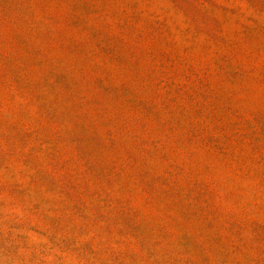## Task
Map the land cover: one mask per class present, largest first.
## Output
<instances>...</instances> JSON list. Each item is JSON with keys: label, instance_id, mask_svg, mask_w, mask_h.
Listing matches in <instances>:
<instances>
[{"label": "rangeland", "instance_id": "obj_1", "mask_svg": "<svg viewBox=\"0 0 264 264\" xmlns=\"http://www.w3.org/2000/svg\"><path fill=\"white\" fill-rule=\"evenodd\" d=\"M0 264H264V0H0Z\"/></svg>", "mask_w": 264, "mask_h": 264}]
</instances>
